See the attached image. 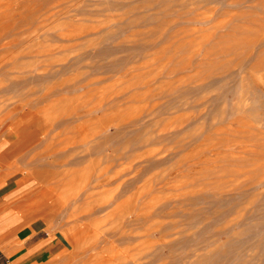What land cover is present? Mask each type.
Returning a JSON list of instances; mask_svg holds the SVG:
<instances>
[{"label":"rangeland","instance_id":"obj_1","mask_svg":"<svg viewBox=\"0 0 264 264\" xmlns=\"http://www.w3.org/2000/svg\"><path fill=\"white\" fill-rule=\"evenodd\" d=\"M0 145V264H264V0H0Z\"/></svg>","mask_w":264,"mask_h":264},{"label":"crops","instance_id":"obj_2","mask_svg":"<svg viewBox=\"0 0 264 264\" xmlns=\"http://www.w3.org/2000/svg\"><path fill=\"white\" fill-rule=\"evenodd\" d=\"M8 152H10L9 148L0 145V157L6 155ZM5 175L6 174L0 172V181H1L0 182V247L5 256H9V257L12 256V258L15 259L16 258L15 256L19 254L20 256L21 255L24 256L26 254L25 252L29 251L31 247L28 248L26 246H21L17 248V247H12L9 243L14 233L12 230L9 229L10 226L8 225L12 223L11 218L13 219V221H15V218L18 216L17 214L12 213L8 206V202L11 200L10 193L12 192V188L10 184L12 182L10 178L6 177ZM16 227H19V225H17ZM21 232L24 233L23 231ZM20 234L21 233H18V235ZM35 256L36 259L40 258V256H42V250H40ZM37 264H41V263L39 262Z\"/></svg>","mask_w":264,"mask_h":264},{"label":"bare ground","instance_id":"obj_3","mask_svg":"<svg viewBox=\"0 0 264 264\" xmlns=\"http://www.w3.org/2000/svg\"><path fill=\"white\" fill-rule=\"evenodd\" d=\"M19 139V138H18ZM83 139H84V137H83ZM13 147H14V150L16 151L17 150V147H15V144L13 145ZM19 147V146H18ZM13 149V148H12ZM6 168V167H5ZM16 169V168H15ZM10 173V172H9ZM9 173H7V174H9ZM11 174V173H10ZM9 174V175H10ZM6 176V175H5ZM6 177H8V175L6 176ZM16 177V176H15ZM4 180V179H3ZM6 181V180H5ZM1 182V181H0ZM5 187V186H4ZM16 191V190H15ZM19 191V190H18ZM15 194V193H14ZM46 194V193H45ZM12 196V195H11ZM10 197V196H9ZM13 211V210H12ZM11 214V213H10Z\"/></svg>","mask_w":264,"mask_h":264}]
</instances>
